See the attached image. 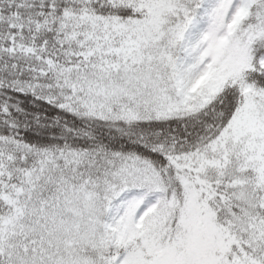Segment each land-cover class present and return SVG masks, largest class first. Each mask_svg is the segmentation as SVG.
Returning <instances> with one entry per match:
<instances>
[{
  "label": "snow or ice",
  "instance_id": "1",
  "mask_svg": "<svg viewBox=\"0 0 264 264\" xmlns=\"http://www.w3.org/2000/svg\"><path fill=\"white\" fill-rule=\"evenodd\" d=\"M0 264H264V0H0Z\"/></svg>",
  "mask_w": 264,
  "mask_h": 264
}]
</instances>
